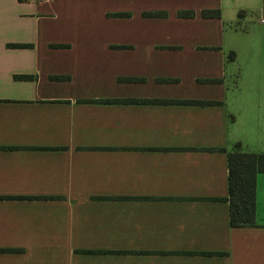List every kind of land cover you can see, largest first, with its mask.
I'll return each instance as SVG.
<instances>
[{"label":"crops","instance_id":"crops-1","mask_svg":"<svg viewBox=\"0 0 264 264\" xmlns=\"http://www.w3.org/2000/svg\"><path fill=\"white\" fill-rule=\"evenodd\" d=\"M256 67L264 89V0H0V264H264V173L257 226L230 227L204 149L239 141L226 103Z\"/></svg>","mask_w":264,"mask_h":264},{"label":"trees","instance_id":"trees-1","mask_svg":"<svg viewBox=\"0 0 264 264\" xmlns=\"http://www.w3.org/2000/svg\"><path fill=\"white\" fill-rule=\"evenodd\" d=\"M127 12H113L109 15L126 16ZM145 16L163 15L162 11L142 12ZM242 11H239V15ZM178 16H192L193 11L183 10L177 12ZM203 17H218L217 9H204L201 11ZM230 56H233L231 51ZM127 80L133 78H125ZM205 82H220L221 79H204ZM96 101V100H86ZM104 103H182V104H216L215 100H197V99H159V98H123V99H101ZM234 148L226 150L224 147L204 148L206 150L218 149L226 152L227 155V186L228 194L224 198L228 201V216L230 227H253L257 226L255 222V187L256 176L258 173H264V153L244 151L239 146V141L234 143ZM0 250H12L0 248ZM200 254H222L220 251H200L189 252Z\"/></svg>","mask_w":264,"mask_h":264},{"label":"rangeland","instance_id":"rangeland-1","mask_svg":"<svg viewBox=\"0 0 264 264\" xmlns=\"http://www.w3.org/2000/svg\"><path fill=\"white\" fill-rule=\"evenodd\" d=\"M259 40L258 34L253 35L252 38H249V45L253 47L258 46ZM230 54L231 52L229 51L228 55L230 56ZM251 59L256 61V65H258L259 58L256 51L252 52ZM251 71L252 69H248L246 77L244 76V72L241 71L242 76L238 77L236 82H238L239 78L243 77H245V80L234 91H232L234 87L231 78V98H228L229 101L226 103L229 110L231 132L238 135L240 141L239 147L241 149L247 146L258 148L259 144H256L255 141L259 137V128L262 120L261 111H264L262 107L264 105V89L259 83L258 68L253 69V72Z\"/></svg>","mask_w":264,"mask_h":264}]
</instances>
